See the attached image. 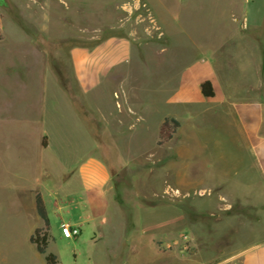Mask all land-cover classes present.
<instances>
[{
	"label": "rangeland",
	"instance_id": "1",
	"mask_svg": "<svg viewBox=\"0 0 264 264\" xmlns=\"http://www.w3.org/2000/svg\"><path fill=\"white\" fill-rule=\"evenodd\" d=\"M112 1L0 0V264H46L29 241L43 227L36 194L59 264H213L260 235L257 197L218 141L227 104L252 84L236 29L244 13L246 26L264 22V0H148L163 35L132 42L99 27ZM110 36L89 60L91 111L71 51ZM206 80L215 98L200 94ZM166 118L180 127L159 145Z\"/></svg>",
	"mask_w": 264,
	"mask_h": 264
},
{
	"label": "crops",
	"instance_id": "2",
	"mask_svg": "<svg viewBox=\"0 0 264 264\" xmlns=\"http://www.w3.org/2000/svg\"><path fill=\"white\" fill-rule=\"evenodd\" d=\"M253 1L242 0L246 5ZM148 2V0H113L115 15L113 22L101 23L99 27L110 35L120 34L123 29H128L126 39L119 37L127 42H132V38L137 35H163L162 25L160 26L155 19ZM246 15L247 13H244L242 27L236 29L235 36L239 38V51L242 52L241 68L245 70L252 84L239 94L237 101L227 104L224 121L226 118L232 120L231 131H227L230 133L228 139H221L218 143L223 147L231 148L234 159L240 164L238 171L241 180L240 191L257 197L256 201L248 200V202L253 206L251 210L254 212L255 219L260 221L254 222L260 235L225 255L221 253L212 260L213 264H264V22L246 26L244 24L248 21ZM232 16L233 14H230V18H233ZM121 17L125 18L126 24ZM98 33H101L100 30ZM114 37L116 36L107 37L89 49L75 47L71 51L75 78L89 110L92 108L87 101V89L90 83L87 73L88 64L93 62L89 60L93 58L92 52L101 44L113 45L111 43ZM212 86L213 98H215L217 87L214 84ZM209 109H207L208 112ZM211 115L216 117L217 113L213 112ZM45 142L44 148H47L49 143L47 140ZM78 169L79 177L86 179L87 166L79 162L74 170ZM246 204L242 202L245 215L248 213Z\"/></svg>",
	"mask_w": 264,
	"mask_h": 264
},
{
	"label": "trees",
	"instance_id": "3",
	"mask_svg": "<svg viewBox=\"0 0 264 264\" xmlns=\"http://www.w3.org/2000/svg\"><path fill=\"white\" fill-rule=\"evenodd\" d=\"M200 94L205 98H213L214 91L212 83L208 80L204 81L200 84ZM180 127V123L173 118H166L160 126L159 130V145H162L172 139V136ZM42 146H46L45 139L42 141ZM35 212L38 218L42 221L43 227L36 228L33 234L30 236V243L35 246L36 251L44 255V259L46 264H59L57 257L52 253H46L49 241L51 236L48 235V231L50 230L49 219L47 216V211L44 205V202L40 196V194H36L35 196Z\"/></svg>",
	"mask_w": 264,
	"mask_h": 264
},
{
	"label": "built area",
	"instance_id": "4",
	"mask_svg": "<svg viewBox=\"0 0 264 264\" xmlns=\"http://www.w3.org/2000/svg\"><path fill=\"white\" fill-rule=\"evenodd\" d=\"M61 232L64 238L70 239L73 236L78 235L79 231L76 228H71L69 225L67 224H63L61 226Z\"/></svg>",
	"mask_w": 264,
	"mask_h": 264
}]
</instances>
